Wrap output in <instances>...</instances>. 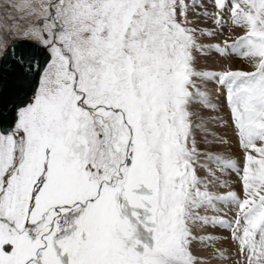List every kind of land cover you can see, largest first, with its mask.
<instances>
[{"label": "snow or ice", "instance_id": "6c2138e0", "mask_svg": "<svg viewBox=\"0 0 264 264\" xmlns=\"http://www.w3.org/2000/svg\"><path fill=\"white\" fill-rule=\"evenodd\" d=\"M0 13V264H264V0ZM226 28L242 34L211 42ZM213 54L245 66H202ZM209 84L240 158L218 150L229 120ZM229 173L240 191L214 190Z\"/></svg>", "mask_w": 264, "mask_h": 264}, {"label": "rangeland", "instance_id": "374dc122", "mask_svg": "<svg viewBox=\"0 0 264 264\" xmlns=\"http://www.w3.org/2000/svg\"><path fill=\"white\" fill-rule=\"evenodd\" d=\"M13 0H0V4H4V3H12ZM8 11H13L14 9H8ZM3 13H0V16H2ZM7 23L11 24L12 21L11 20H6ZM209 26H212L209 23ZM242 34L240 32L239 29L234 30L232 33H229V31L227 30V28L224 30L223 34L218 35L213 41V43L215 42H220L223 39L229 37L230 35L232 37L236 36V35H240ZM20 38L18 35H11L8 36L7 38V43L10 44L13 40ZM206 42H207V38ZM200 63L202 66H207L210 69L213 70H220L223 66H225L226 64H231L234 68H241L244 67L245 64L243 61H240L238 59H231L228 61H225L223 59H221L220 57H218L217 55L213 54L211 57H201L200 58ZM209 89L211 90V94L213 95V97H216L217 95H219V100L218 101H214L217 102L220 106V110L218 113H211L212 115H219L224 117L225 120H229V114H228V109L225 106V102H224V98L223 95L220 94L223 92V89H220V93L217 92V86L215 84H209ZM215 89V90H214ZM214 90V91H213ZM216 91V92H215ZM227 109V110H226ZM208 113H206L207 115ZM213 130L220 133L221 135L225 136V138H227L230 141L229 145L226 146H221L218 150L219 151H228L230 149V154L234 157V158H240L242 156V152L238 147L237 141H236V137L234 135V131L230 126V120H229V126L225 127V128H220V127H213ZM201 175H203V172H201ZM222 179H227L231 185V188H218V189H214L216 191H218L221 194H225L226 192H228L229 190H235V191H240V183H239V178L235 173H229L226 176L222 177ZM232 216V212L229 211L227 217L230 219ZM213 233L215 235H220V236H227L229 233L226 229L223 228H208L206 233ZM217 248H227L229 250H231V243L230 241H225L222 244H218L216 245Z\"/></svg>", "mask_w": 264, "mask_h": 264}, {"label": "water", "instance_id": "95a60500", "mask_svg": "<svg viewBox=\"0 0 264 264\" xmlns=\"http://www.w3.org/2000/svg\"><path fill=\"white\" fill-rule=\"evenodd\" d=\"M13 42L17 43V44H21V43H26L29 44L31 47L35 48L36 50H38L41 53L42 58L46 57V52L43 49V46L40 45L38 42L37 43H32L31 41H21V38H17L15 40H13L10 44H13ZM43 62V60H41V63Z\"/></svg>", "mask_w": 264, "mask_h": 264}, {"label": "bare ground", "instance_id": "6f19581e", "mask_svg": "<svg viewBox=\"0 0 264 264\" xmlns=\"http://www.w3.org/2000/svg\"><path fill=\"white\" fill-rule=\"evenodd\" d=\"M215 90V89H214ZM213 90V91H214ZM216 92V91H215ZM227 110V109H226ZM209 214H212V213H209ZM206 231H207V229L205 230V232H203V233H201V234H205L206 233ZM211 251V250H210ZM213 264H223V262H221V261H213Z\"/></svg>", "mask_w": 264, "mask_h": 264}]
</instances>
